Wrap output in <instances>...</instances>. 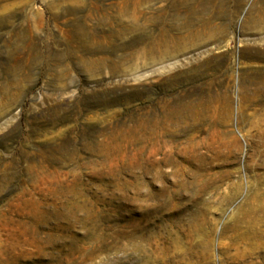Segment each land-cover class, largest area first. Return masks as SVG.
<instances>
[{
    "label": "rangeland",
    "instance_id": "rangeland-1",
    "mask_svg": "<svg viewBox=\"0 0 264 264\" xmlns=\"http://www.w3.org/2000/svg\"><path fill=\"white\" fill-rule=\"evenodd\" d=\"M0 264H264V0H0Z\"/></svg>",
    "mask_w": 264,
    "mask_h": 264
}]
</instances>
